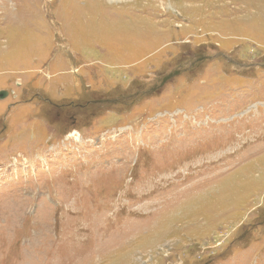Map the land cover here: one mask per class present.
<instances>
[{"label": "rangeland", "instance_id": "374dc122", "mask_svg": "<svg viewBox=\"0 0 264 264\" xmlns=\"http://www.w3.org/2000/svg\"><path fill=\"white\" fill-rule=\"evenodd\" d=\"M1 91L0 264H264V0H0Z\"/></svg>", "mask_w": 264, "mask_h": 264}, {"label": "flooded vegetation", "instance_id": "af4514ba", "mask_svg": "<svg viewBox=\"0 0 264 264\" xmlns=\"http://www.w3.org/2000/svg\"><path fill=\"white\" fill-rule=\"evenodd\" d=\"M199 51L197 50V51H195L194 53H195V55H192L191 54V56L193 57L192 58V60L190 61V62H192L193 64H198L201 60H202V62L203 61H209V59H206V57H208L207 55H204V54H198V55H196V53H198ZM180 61H182L181 59H179V61L178 62H180ZM178 62H176V63H178ZM257 66V65H256ZM256 66H254V67H256ZM170 75V74H169ZM159 77H158V79H157V81L156 82H158L159 83V85H161V87H163V86H165L164 85V82H163V85L162 84H160V83H162V79L165 77L166 79L168 78L167 77V75L165 74H163V73H160L159 72V75H158ZM171 79V78H170ZM104 99H108V98H106V97H104ZM79 100H81V99H78L77 97H75V99H72L71 100V102H72V105H74V106H72V107H78L79 109H86L87 107H84V108H81V107H79L77 104L79 103ZM78 102V103H77ZM89 102L90 103H88V104H91V103H93L94 102V100H93V102H92V100H89ZM104 103H107V102H104ZM87 105V104H86ZM98 104H96V105H94V106H97ZM57 107H59V108H63V106L62 105H56ZM69 114H72V113H69ZM73 115V114H72Z\"/></svg>", "mask_w": 264, "mask_h": 264}, {"label": "water", "instance_id": "95a60500", "mask_svg": "<svg viewBox=\"0 0 264 264\" xmlns=\"http://www.w3.org/2000/svg\"><path fill=\"white\" fill-rule=\"evenodd\" d=\"M5 96H6V92L1 91L0 92V99L4 98ZM115 101H116V99H101V100H99V102H101V103H104V102L112 103V102H115Z\"/></svg>", "mask_w": 264, "mask_h": 264}, {"label": "trees", "instance_id": "16d2710c", "mask_svg": "<svg viewBox=\"0 0 264 264\" xmlns=\"http://www.w3.org/2000/svg\"><path fill=\"white\" fill-rule=\"evenodd\" d=\"M72 106H74V105H71V107ZM68 107H69L70 113H72L73 115H75V114H81V111L86 110V109H79L78 107H72V109L70 108V106H68Z\"/></svg>", "mask_w": 264, "mask_h": 264}]
</instances>
